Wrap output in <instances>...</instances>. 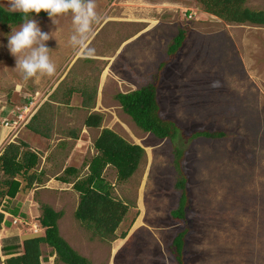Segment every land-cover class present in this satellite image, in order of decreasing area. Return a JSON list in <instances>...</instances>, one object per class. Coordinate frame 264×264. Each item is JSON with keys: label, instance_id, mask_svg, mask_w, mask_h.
Instances as JSON below:
<instances>
[{"label": "rangeland", "instance_id": "rangeland-1", "mask_svg": "<svg viewBox=\"0 0 264 264\" xmlns=\"http://www.w3.org/2000/svg\"><path fill=\"white\" fill-rule=\"evenodd\" d=\"M0 5L7 10V0ZM243 6L264 12V0ZM96 12L84 49L69 42L71 14L55 17L56 24L33 17L52 34L47 47L56 72L28 81L7 49L20 24L0 26V154L9 143H27L39 157L30 173L41 180L3 202L19 214H4L10 226L0 230V264L9 258L4 247L20 254L25 239L44 235L43 205L62 213L59 235L89 264H178L173 239L186 229L184 264H264V26L224 21L200 0H96ZM180 29L185 40L168 55ZM147 84L156 86L159 117L177 129L173 139L140 130L115 99ZM92 113L103 118L98 128L84 125ZM106 128L144 150L128 180L119 181L111 166L103 172L113 197L129 206L116 231L126 236L114 241L100 240L74 217V181L88 174L95 139ZM203 131L224 136L194 137ZM68 167L77 170L65 176L72 183L57 181ZM183 177L187 204L179 222L171 212ZM40 250L41 264H62L51 247Z\"/></svg>", "mask_w": 264, "mask_h": 264}, {"label": "trees", "instance_id": "trees-1", "mask_svg": "<svg viewBox=\"0 0 264 264\" xmlns=\"http://www.w3.org/2000/svg\"><path fill=\"white\" fill-rule=\"evenodd\" d=\"M206 13L214 15L224 21L255 26H264V12L252 11L244 7L245 0H200ZM21 13H12L0 5V26L9 28L21 24ZM34 18H49L48 14L41 12L39 15L32 14ZM186 37V30L180 29L173 38L168 49V55L175 54L181 47ZM72 93L69 90L68 95ZM84 101H91L93 97L82 93ZM122 111L128 115L134 124L143 132L150 133L159 140L173 139L176 136L174 123L162 120L158 115L156 101V86L147 84L139 89L126 94L118 93L115 96ZM83 101V104H85ZM103 118L101 115L92 113L84 121L88 128L100 127ZM30 132L42 137L43 134L34 126L26 127ZM75 137V132H70ZM219 138L224 134L221 132L209 133L206 131L197 132L194 137ZM45 137V135H44ZM25 142L21 145L9 143L0 155V172L5 179H0V230L1 226H10L5 221L4 213L17 216L18 209H10L3 202L14 199L20 192L25 193L32 188L33 184L41 183L40 178L30 170H33L38 154L31 152ZM94 149L97 154L92 157L88 164V174L74 181L73 189L79 194V203L74 213L77 221L82 223L92 234L102 241H114L124 239L126 233L119 237L116 231L128 213L129 206L125 202L116 200L109 187L103 180V172L111 166L115 169L119 181L128 180L138 169L144 157V150L139 145L126 142L110 129H102L94 142ZM64 176L57 181L72 183L68 177H75L77 170L68 167L64 170ZM68 176V177H65ZM24 180L22 188L17 178ZM176 188L181 191L177 209L171 212V217L176 221L185 219L187 194L185 189V178L176 183ZM62 217L61 212L54 211L51 207L43 205L42 214L38 218L39 225L44 229L43 236H35L25 239L22 242V253L17 254L13 246L4 247V255L9 256L4 264H41V245L51 247L58 262L62 264H89V262L76 251L59 235L58 220ZM188 230L178 233L173 239V245L178 256V264L182 261L181 250L184 237Z\"/></svg>", "mask_w": 264, "mask_h": 264}, {"label": "clouds", "instance_id": "clouds-1", "mask_svg": "<svg viewBox=\"0 0 264 264\" xmlns=\"http://www.w3.org/2000/svg\"><path fill=\"white\" fill-rule=\"evenodd\" d=\"M7 10L23 14L19 28H12L7 36V49L15 58L14 70L24 81L37 76H52L56 72L50 56L52 51L47 47L52 34L42 31L38 21L32 17L33 13H47L54 24L55 17L71 14L73 32L69 42L78 49L85 48L93 31L92 25L99 20L96 0H7Z\"/></svg>", "mask_w": 264, "mask_h": 264}, {"label": "built area", "instance_id": "built-area-1", "mask_svg": "<svg viewBox=\"0 0 264 264\" xmlns=\"http://www.w3.org/2000/svg\"><path fill=\"white\" fill-rule=\"evenodd\" d=\"M19 118L21 119V118H22V116H20ZM16 124H17V122H16V121H14V122H13V126H16ZM5 126H6L7 128H10V129H13V128H15V127H12V125H9V121H8V122H5Z\"/></svg>", "mask_w": 264, "mask_h": 264}, {"label": "crops", "instance_id": "crops-1", "mask_svg": "<svg viewBox=\"0 0 264 264\" xmlns=\"http://www.w3.org/2000/svg\"><path fill=\"white\" fill-rule=\"evenodd\" d=\"M6 215H7V214H6ZM1 227H2V229H3V232H4V231L6 232V231L9 229V227H7V226H5V225H2Z\"/></svg>", "mask_w": 264, "mask_h": 264}]
</instances>
